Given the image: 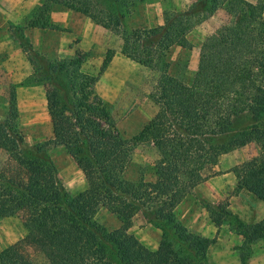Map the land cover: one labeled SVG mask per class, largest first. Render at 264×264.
<instances>
[{
    "label": "trees",
    "instance_id": "trees-1",
    "mask_svg": "<svg viewBox=\"0 0 264 264\" xmlns=\"http://www.w3.org/2000/svg\"><path fill=\"white\" fill-rule=\"evenodd\" d=\"M151 0H40L22 29H59L51 20L55 6L78 11L96 23L122 28V52L133 61L168 72L174 46L189 47V33L220 7L232 17L224 31L202 44L190 82L166 89L159 110L133 137L96 92L98 77L83 70L85 57L49 59L21 33V46L34 72L28 83L49 84L48 112L53 137L35 145L20 130L12 95L9 116L0 120V148L14 165L0 167V222L24 214L26 241L50 264H202L211 241L190 230L177 207L210 176L220 156L256 142L261 153L235 169L238 185L264 202V0H195L167 10L162 24L123 29L127 15ZM110 50L102 71L112 59ZM62 91V93L60 92ZM154 144L159 158L155 179L131 180L126 171L135 148ZM64 146L83 171L87 189L71 194L49 153ZM101 207L122 222L141 212L161 230L156 249L97 219ZM209 203L207 209L214 213ZM219 208V207H218ZM216 208V209H218ZM219 213L236 220L231 211ZM249 251L264 243V217L253 225L239 222ZM236 226V227H237ZM241 264L248 263L242 248ZM0 264H24L14 248L0 252Z\"/></svg>",
    "mask_w": 264,
    "mask_h": 264
},
{
    "label": "rangeland",
    "instance_id": "rangeland-1",
    "mask_svg": "<svg viewBox=\"0 0 264 264\" xmlns=\"http://www.w3.org/2000/svg\"><path fill=\"white\" fill-rule=\"evenodd\" d=\"M38 1L0 0V6H5L4 8L10 12L14 11L13 15L16 16V10L20 4L23 5L19 9L26 8L27 11L32 12ZM194 1L151 0L143 3L126 16L123 29L162 24L165 11L184 9ZM58 8L65 10L64 6L58 5ZM80 16L82 20L71 17L73 19L71 26L76 24L79 28H85L84 33L80 35L79 31L75 32L77 48L74 47V54L69 53L64 57L70 58L78 54L85 57L84 69L98 77L96 92L110 107L119 132L126 138L133 137L154 117L159 110L156 98L166 89H171L181 82L191 81L198 67L203 42L209 36L224 31L232 20L231 15L220 7L206 20L195 26L188 35L191 44L189 47L174 46L170 50L168 60L171 66L168 72H164L139 64L123 54L122 28L114 24L106 28L90 17L83 14ZM57 19L59 20L57 25L60 26L62 21L58 16ZM22 25V23H15L13 19L9 28L15 32L21 30ZM110 50L113 51L112 59L109 66L102 71L104 60ZM36 51V49L33 50V52ZM47 58L56 59L49 56ZM5 72L9 70L5 68ZM13 72L15 73V70L11 73ZM10 78L15 79L14 75H10ZM5 81L3 82L6 84ZM48 89L51 90L49 84L38 85L36 88L27 86L22 89L20 100H18L19 127L30 145L44 142L53 136L47 107ZM49 153L60 180L71 194L76 195L87 189L88 183L84 173L65 147H51ZM260 153L259 145L251 142L220 156L217 164L210 171V175L214 178L208 181V177L202 181L177 209L179 219L190 230L212 242L208 258L202 264H241L240 254L244 251L242 248L246 251L248 245L242 227L237 225L239 222L253 225L261 220L264 217V202L238 185L235 169ZM158 158L159 154L154 144L146 143L137 146L128 165L126 177L131 180H138L141 177H145L148 181L154 180L156 178L154 165ZM10 161L9 153L0 148V167L14 165V162ZM227 173L233 176L229 179L222 177ZM208 203L213 207L221 208L223 212L231 211L236 220L229 223L231 217L220 214L219 208H214L215 212L210 213L207 209ZM24 217V214H17L2 219L0 252L7 248H14L16 255L24 264H50L41 251L26 241L27 230ZM97 219L109 230L119 229L126 235L135 236L151 249H156L161 240V230L148 221L141 212L129 221L122 222L109 209L101 207ZM247 253L249 264H264L262 241L253 243Z\"/></svg>",
    "mask_w": 264,
    "mask_h": 264
},
{
    "label": "crops",
    "instance_id": "crops-1",
    "mask_svg": "<svg viewBox=\"0 0 264 264\" xmlns=\"http://www.w3.org/2000/svg\"><path fill=\"white\" fill-rule=\"evenodd\" d=\"M39 4H40V0L38 1V4L36 6H38ZM22 5L23 4H20L19 8ZM4 7H2V5L0 6V120L1 121L5 120L9 116L11 101L13 97L12 95L15 94L16 96L15 98L17 100V105H18V100H20V94L22 93L21 92L22 89H24L27 86H33V88H36L38 85H42L40 83L38 84L28 83V78L32 76L34 69L30 60L27 57V54L24 52L23 47L20 44L21 33L24 35V37L28 38L29 42L32 44V47L36 49L39 53L42 52L41 54L45 53L49 57L52 58L55 57L56 59L58 58L63 59L66 58L64 56H67L69 53H73L74 51L75 42H76L75 32L77 33L79 31L81 35L84 33L83 31L85 30V28L82 27L79 28L78 25L76 26V24H73V26H71V24L73 23V19L71 17H75L79 20H82L80 15H82L83 13L66 7L65 10L63 9L59 10V8L57 9L58 6H55L51 14V20L54 24H57V22L59 21L57 19V16L60 17L62 24H60L59 29H43L39 27H26L23 29L21 33L18 31L14 32L9 28L11 21L14 19L15 23L17 24L22 23L23 24L22 26H24L28 22L31 13L33 11L29 12L26 10V8L23 9L17 8L16 10L17 14L16 16H14L13 15L14 11L10 12L9 10H7V8ZM90 22H92V20H90ZM5 68L8 69L9 72H5ZM12 70H15V73L14 72L11 73ZM83 70L86 71L84 69V65H83ZM2 73H4L3 76ZM10 75H14L15 79L14 80L11 79ZM3 81H5L6 84ZM19 118H20V111H19ZM52 132H53V125H52ZM59 146L64 147L62 145ZM210 176H208L210 179L207 177L208 181H211L214 178ZM230 176L233 175L229 173L222 175V177H227L225 179H229ZM199 185H197L194 189H197ZM179 206L177 207V209L179 208Z\"/></svg>",
    "mask_w": 264,
    "mask_h": 264
}]
</instances>
